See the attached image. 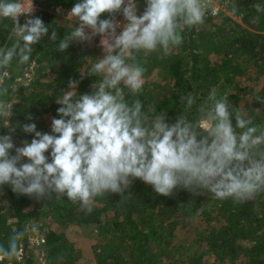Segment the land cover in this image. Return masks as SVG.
<instances>
[{"label":"clouds","instance_id":"clouds-1","mask_svg":"<svg viewBox=\"0 0 264 264\" xmlns=\"http://www.w3.org/2000/svg\"><path fill=\"white\" fill-rule=\"evenodd\" d=\"M145 3L140 15L137 0L74 4L68 17L79 23L59 40L57 51H66L73 41L99 36L104 54L94 61L85 57L90 67L81 73V79H97L90 85L91 92L83 94L77 91L80 81L69 80L68 89L56 98L59 118H52L50 133L38 131L34 122L18 124L23 132L34 133L31 142L20 147L13 143L15 128L0 134V187L11 185L13 192L37 201L66 196L88 213L98 196L112 193L121 196L120 202L126 200L136 179L164 197L187 191L193 198L189 208L195 198L208 194L243 204L264 191V126L235 108L228 92L212 87L203 98L195 90L181 93L183 111L174 123H169L166 111H157L151 104L146 107L139 98L147 71L139 54L166 58L183 44L185 30L217 14L214 0ZM32 5L33 0L31 6L24 0H0V18L14 23L12 44L0 46V121H9L12 115V105L5 99L9 86L3 82L7 69L14 60L27 64L33 45L49 33L43 20L32 15ZM253 7L264 13V5ZM237 11L233 5L232 13ZM103 13H109V18L101 19ZM117 13L126 23L117 21ZM21 14L29 17L24 24L19 21ZM49 39L56 42L57 32L52 31ZM24 234L14 232L7 247L0 244V261L13 264L20 259Z\"/></svg>","mask_w":264,"mask_h":264},{"label":"trees","instance_id":"trees-1","mask_svg":"<svg viewBox=\"0 0 264 264\" xmlns=\"http://www.w3.org/2000/svg\"><path fill=\"white\" fill-rule=\"evenodd\" d=\"M34 1L40 8L34 16L49 28L48 36L33 45L27 64L19 65L14 60L3 78L9 86L5 99L12 105V115L8 126L3 125L6 121H0V134L15 128L16 147L34 138V133L23 132L18 124L34 122L38 131L51 132L48 127L52 118H59L56 98L68 89L70 79L80 81V94L90 93V85L97 79H81V73H87L84 58L98 55L97 46L89 48L73 41L66 51H57L59 40L73 28L60 24L51 8H72L78 0ZM224 1L231 11L236 6L234 15L241 16V23L224 14H209L202 25L185 30L183 44L163 60L157 53L139 54L147 69L139 98L146 107L151 104L157 111H166L169 123H174L183 111L181 93L195 90L203 98L217 87L221 93L230 94L235 108L246 111L255 123L264 126V86L256 90L248 84L253 77L264 76V13H257L253 7L256 3L264 5V0ZM109 16L103 13L101 19ZM13 27L11 19L0 18V46L12 44L9 37ZM52 31L58 34L56 42L49 39ZM33 69L38 78L47 79L38 80L39 84L35 81L29 90L23 85L14 89L17 78ZM162 71L167 74L163 81L150 86ZM46 113H51L49 120ZM29 115L32 120L27 119ZM130 191L123 202L118 194L96 197L88 213L66 196L37 201L4 185L0 187V244L7 247L14 232H24L19 242L20 259L13 264H80L82 252L67 237L66 229L73 223H84L93 225L97 232L98 240L93 245L95 264H264V191L243 204H234L231 199L216 200L208 194L195 198L191 208L187 203L193 198L187 191L164 197L139 179ZM37 218L45 221L40 243L43 262L35 258V246L27 233V223ZM189 226H195L193 238L180 239V229ZM0 264L9 262L5 259Z\"/></svg>","mask_w":264,"mask_h":264},{"label":"rangeland","instance_id":"rangeland-1","mask_svg":"<svg viewBox=\"0 0 264 264\" xmlns=\"http://www.w3.org/2000/svg\"><path fill=\"white\" fill-rule=\"evenodd\" d=\"M215 6L218 7L219 12L216 16L214 17H218L220 15H225V16H231L235 21H238L241 23L242 18L241 16H237L234 15L232 13V11L230 10V8L227 5V2H225L224 0H214ZM138 7V15L142 14L146 4L144 2H141L140 4H137ZM211 15V14H210ZM54 16L59 19L60 24H62L63 26L66 27H75V24H78V20L73 19V18H69L68 16H58L55 15ZM123 23H126V21L124 20V17L121 18ZM90 31V30H88ZM80 42V41H79ZM99 42H100V37L98 36H94L92 37L91 40L89 41H84L81 42L83 45H87L89 46V48H93L95 46L98 47L99 49V54L96 55L95 57L91 58V61H94L96 58L98 57H102L103 56V50L102 48L99 46ZM88 67H90V63L88 62V65L85 68V71L87 72ZM7 75H8V71H7ZM36 70L33 69L31 72H27L24 75H22L21 77L17 78V82L14 85V89H17L20 85H23L27 90H29L31 87H33L35 85V81L37 84H39L38 80H45L46 78L40 77L38 78L36 76ZM167 75L165 71H162L160 74H157L153 80L150 81V86H152L154 83L159 82V81H163V77ZM248 84L251 86L253 85V87L256 90H259L260 88H262L264 86V76H262V78H258V77H253L251 79V81L248 82ZM49 116H51V113H46L45 117H47V119L49 120ZM6 124L8 125V121H6ZM48 130L51 131V122L49 124ZM42 132H47V131H42ZM14 140V138H13ZM45 224V221L43 218H37V219H32L27 223V233L29 235L30 241L31 243L35 246L34 249V253H35V258L38 261H44L43 260V249L40 246V243L43 242V224ZM194 227L195 226H189V227H183L182 229H180V239H192L195 232H194ZM66 234L67 237L73 241L75 243V245L81 250V262L80 264H95V260H94V253H93V245L97 242L98 238H97V232L94 228L93 225L90 224H84V223H73L71 224L67 229H66Z\"/></svg>","mask_w":264,"mask_h":264},{"label":"built area","instance_id":"built-area-1","mask_svg":"<svg viewBox=\"0 0 264 264\" xmlns=\"http://www.w3.org/2000/svg\"><path fill=\"white\" fill-rule=\"evenodd\" d=\"M142 1H144V0H137V4H140ZM24 2L26 4V6H31V0H24ZM32 6H33L32 15L34 16L35 14H37V12L39 11L40 8H39L38 4L34 0H33V5ZM58 9L60 10L59 12L57 11ZM216 9H217V14H218L219 9H218L217 6H216ZM70 11H71V8H65L62 5H57V6H54V7L51 8V12L53 14H55V15H58V16H66L67 17ZM122 17H123L122 14L117 13V17H116L117 21L120 22L121 24H123V22L121 20ZM27 18H29V17H27L25 14H21L20 17H19L20 23L24 24ZM119 31H120V29H118V32Z\"/></svg>","mask_w":264,"mask_h":264}]
</instances>
